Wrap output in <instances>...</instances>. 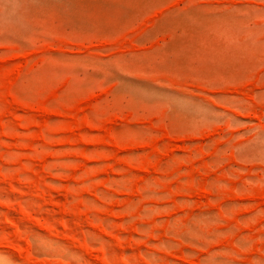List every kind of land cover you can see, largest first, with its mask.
I'll return each instance as SVG.
<instances>
[{"label": "rangeland", "instance_id": "374dc122", "mask_svg": "<svg viewBox=\"0 0 264 264\" xmlns=\"http://www.w3.org/2000/svg\"><path fill=\"white\" fill-rule=\"evenodd\" d=\"M264 264V0H0V264Z\"/></svg>", "mask_w": 264, "mask_h": 264}, {"label": "snow or ice", "instance_id": "6c2138e0", "mask_svg": "<svg viewBox=\"0 0 264 264\" xmlns=\"http://www.w3.org/2000/svg\"><path fill=\"white\" fill-rule=\"evenodd\" d=\"M5 264H7V262H5Z\"/></svg>", "mask_w": 264, "mask_h": 264}]
</instances>
